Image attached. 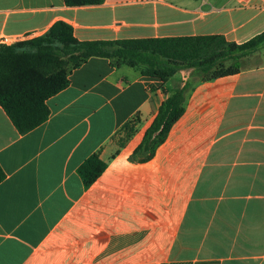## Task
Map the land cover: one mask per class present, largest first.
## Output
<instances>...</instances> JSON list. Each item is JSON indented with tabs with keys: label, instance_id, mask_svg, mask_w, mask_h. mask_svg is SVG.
Wrapping results in <instances>:
<instances>
[{
	"label": "crops",
	"instance_id": "1",
	"mask_svg": "<svg viewBox=\"0 0 264 264\" xmlns=\"http://www.w3.org/2000/svg\"><path fill=\"white\" fill-rule=\"evenodd\" d=\"M59 21L80 41L241 44L264 32V0H0V45ZM190 75L163 83L93 57L30 133L0 106V264H264V49L239 74L197 83L154 157L136 154ZM93 154L107 168L86 188L78 170Z\"/></svg>",
	"mask_w": 264,
	"mask_h": 264
},
{
	"label": "trees",
	"instance_id": "2",
	"mask_svg": "<svg viewBox=\"0 0 264 264\" xmlns=\"http://www.w3.org/2000/svg\"><path fill=\"white\" fill-rule=\"evenodd\" d=\"M105 1L64 0L69 7L101 5ZM263 49L264 32L241 44L222 35L80 41L70 24L59 21L42 36L0 45V106L25 135L48 120L47 101L68 87L70 68L80 67L90 58L116 59L163 83L190 71L197 81L189 80L171 93L136 151L145 153L147 161L184 115L188 95L197 83L239 74L244 58ZM106 168L99 154L89 157L78 170L85 187H91ZM5 178L0 166V183Z\"/></svg>",
	"mask_w": 264,
	"mask_h": 264
},
{
	"label": "built area",
	"instance_id": "3",
	"mask_svg": "<svg viewBox=\"0 0 264 264\" xmlns=\"http://www.w3.org/2000/svg\"><path fill=\"white\" fill-rule=\"evenodd\" d=\"M206 1V0H205ZM32 39V38H31ZM27 40V39H26ZM29 40V39H28ZM24 41V40H22ZM21 42V40H12L11 38H8V37H4L2 40H1V43L3 45H13V44H16V43H19Z\"/></svg>",
	"mask_w": 264,
	"mask_h": 264
},
{
	"label": "rangeland",
	"instance_id": "4",
	"mask_svg": "<svg viewBox=\"0 0 264 264\" xmlns=\"http://www.w3.org/2000/svg\"><path fill=\"white\" fill-rule=\"evenodd\" d=\"M184 72L187 74V73H189L190 71H184ZM190 76H191V75H190ZM186 77H187V75H186ZM189 79H190V81H192V82L197 81V79L194 78V77H192V76H191ZM174 80H177V78H175ZM173 82H174V81H172V82L169 83L170 86L173 84Z\"/></svg>",
	"mask_w": 264,
	"mask_h": 264
}]
</instances>
